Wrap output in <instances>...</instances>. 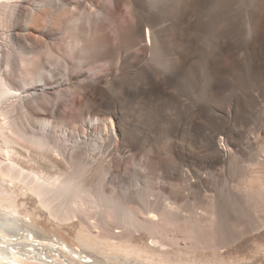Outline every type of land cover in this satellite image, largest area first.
Masks as SVG:
<instances>
[{
	"label": "rangeland",
	"instance_id": "rangeland-1",
	"mask_svg": "<svg viewBox=\"0 0 264 264\" xmlns=\"http://www.w3.org/2000/svg\"><path fill=\"white\" fill-rule=\"evenodd\" d=\"M76 1L80 6L65 7L49 20L53 0H23L22 12L45 5L37 9L38 24L25 31L37 45L24 50L16 44L9 67L2 68L20 95L8 102L9 114L27 131L46 128L51 143L76 149L72 164L97 161L106 172V192L150 194L181 215L201 214L204 234L196 241L206 247L264 237V26L256 40L246 25L253 14L264 25L258 0H138V6L132 0ZM16 10L1 11L2 45L11 26L23 22ZM63 13L78 20L64 23ZM83 14L92 17L90 23ZM138 20L174 32L171 56L141 45L147 26L143 43L135 32ZM45 25L52 29L48 34ZM246 31L251 37H244ZM41 81L45 88L37 86L33 94ZM89 117H111L118 136L78 150L81 140L73 132ZM93 123L96 140L103 129ZM63 129L72 134L57 142ZM212 141L229 152L226 160H217ZM49 154L59 168H69ZM181 227L171 236L190 243Z\"/></svg>",
	"mask_w": 264,
	"mask_h": 264
},
{
	"label": "bare ground",
	"instance_id": "bare-ground-1",
	"mask_svg": "<svg viewBox=\"0 0 264 264\" xmlns=\"http://www.w3.org/2000/svg\"><path fill=\"white\" fill-rule=\"evenodd\" d=\"M132 1L138 6V0ZM22 2L23 0H0V25L1 11L7 7L21 11ZM53 2L48 19L65 7H71L72 10V6H80L75 0ZM258 2V6L264 8V0ZM43 4L37 6L39 8L25 9L20 15L18 13L17 20L20 18L23 22L13 24L6 39H3L4 45L0 44V264H264V245L259 243L264 242L261 234L250 237L246 242L244 239L242 244L221 241L218 246L206 247L196 241L198 236L204 234L198 224V220L202 218L201 214L181 215L173 209L174 205L172 207L170 202L162 205L152 200L153 196L150 198V194H117L113 189L106 192V172L105 169H97V161H77L72 164L71 158L77 154L74 153L76 149L68 150L56 141L51 143V135L46 128L42 133L27 131L28 129L21 127L13 116L16 111L14 108L13 115L9 114L8 102L13 101L19 93L16 86H13L15 83H9L5 76L6 70L2 68L9 67L16 44L24 50L37 45L33 38L25 35V31L29 24H38L40 10L37 9L44 8ZM258 9L257 7L256 11ZM83 15L90 23L92 17L89 14ZM62 16L64 23H73L79 17L66 13ZM201 19L204 21V18ZM262 24V16L254 14L249 24H246L247 31L253 34L256 40L262 36ZM144 26H147L146 37ZM51 30L48 25L42 29L47 34ZM247 31L244 37L249 38ZM135 32L143 43L145 37L146 42L141 45L149 51H159L160 56L170 55V50L173 51L169 40L174 32H169L162 24L153 20L139 21L135 25ZM219 43L221 42L218 41ZM258 59L261 60L259 57ZM37 86L44 89V81L33 87V94L39 90ZM94 88L100 91V88ZM94 120H98L103 129L99 135H95L96 140L91 139V136H94L91 131ZM110 124L113 125L111 117H89L80 132H73L79 141L81 140H77L78 144L84 145L77 144L74 147L79 150L89 144L99 145L98 143H103V137L109 141L113 140L118 134L110 128ZM61 133L62 139L57 138V142L58 139L61 141L67 138L63 136L72 134L70 130L64 129ZM211 145L217 160L227 159V150L218 147L213 141ZM49 153H56L60 161L68 163L69 168H59L51 161ZM211 207L213 213L219 214L217 204ZM140 214L143 217H140ZM180 224L183 227L179 226ZM167 225H172L173 228H168ZM177 227H181L187 238L192 239L190 243L182 244L177 236H171L170 232ZM166 239L174 241L170 243ZM257 254L260 256H256Z\"/></svg>",
	"mask_w": 264,
	"mask_h": 264
}]
</instances>
